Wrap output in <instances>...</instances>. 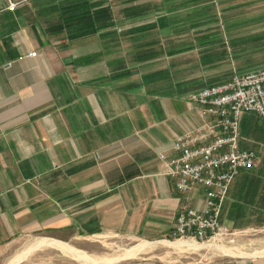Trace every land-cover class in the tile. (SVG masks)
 Returning a JSON list of instances; mask_svg holds the SVG:
<instances>
[{"label": "crops", "instance_id": "obj_1", "mask_svg": "<svg viewBox=\"0 0 264 264\" xmlns=\"http://www.w3.org/2000/svg\"><path fill=\"white\" fill-rule=\"evenodd\" d=\"M217 2L0 0V264H161L132 258L199 204L165 174L201 122L187 96L235 74ZM240 132L258 159L223 205L234 233L264 228V119Z\"/></svg>", "mask_w": 264, "mask_h": 264}, {"label": "built area", "instance_id": "obj_2", "mask_svg": "<svg viewBox=\"0 0 264 264\" xmlns=\"http://www.w3.org/2000/svg\"><path fill=\"white\" fill-rule=\"evenodd\" d=\"M17 6L10 1L3 10L14 11ZM187 97L198 105L201 122L172 140L178 155L164 158L165 174L180 192L200 194V201L180 210L172 238L210 241L234 235L220 222L223 205L234 179L258 159L255 151L240 145V122L247 112L264 119V68L235 73L232 79Z\"/></svg>", "mask_w": 264, "mask_h": 264}, {"label": "rangeland", "instance_id": "obj_3", "mask_svg": "<svg viewBox=\"0 0 264 264\" xmlns=\"http://www.w3.org/2000/svg\"><path fill=\"white\" fill-rule=\"evenodd\" d=\"M217 6L221 8L218 11L220 16L228 20L229 31L235 32L236 28L231 27H237L235 33L227 36L230 74L264 68V0H218ZM177 240L194 241L200 247L176 248L167 243ZM135 245V242L116 239L110 249L119 251ZM142 251L141 257L132 260L148 258L161 264H241L250 255L264 252V228L236 232L210 241L168 238Z\"/></svg>", "mask_w": 264, "mask_h": 264}, {"label": "bare ground", "instance_id": "obj_4", "mask_svg": "<svg viewBox=\"0 0 264 264\" xmlns=\"http://www.w3.org/2000/svg\"><path fill=\"white\" fill-rule=\"evenodd\" d=\"M167 243L170 245V246H173V247H176V248H180V247H187V248H199L200 245H198L196 242L194 241H182V240H177V241H167ZM146 244L145 243H142V244H139L135 247H133L132 249L129 250L130 253L132 252H135V251H139V250H142L143 248H145Z\"/></svg>", "mask_w": 264, "mask_h": 264}]
</instances>
